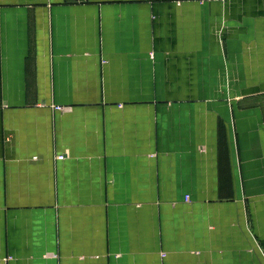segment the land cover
<instances>
[{"label": "crops", "instance_id": "0c3cea01", "mask_svg": "<svg viewBox=\"0 0 264 264\" xmlns=\"http://www.w3.org/2000/svg\"><path fill=\"white\" fill-rule=\"evenodd\" d=\"M0 264H264V0H0Z\"/></svg>", "mask_w": 264, "mask_h": 264}, {"label": "built area", "instance_id": "2783aa9c", "mask_svg": "<svg viewBox=\"0 0 264 264\" xmlns=\"http://www.w3.org/2000/svg\"><path fill=\"white\" fill-rule=\"evenodd\" d=\"M55 108L56 109H63V107L62 106H55ZM63 156L62 155H59L58 156V158H62ZM189 198H188V195H186L185 196V200H188ZM9 258H11V257H6V259H9Z\"/></svg>", "mask_w": 264, "mask_h": 264}]
</instances>
